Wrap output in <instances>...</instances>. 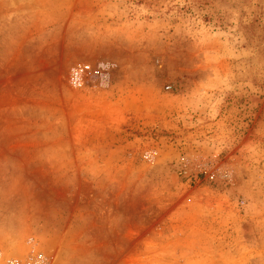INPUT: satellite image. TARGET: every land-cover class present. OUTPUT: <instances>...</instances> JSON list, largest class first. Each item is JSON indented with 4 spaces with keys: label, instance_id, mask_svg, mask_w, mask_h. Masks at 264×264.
Segmentation results:
<instances>
[{
    "label": "rangeland",
    "instance_id": "374dc122",
    "mask_svg": "<svg viewBox=\"0 0 264 264\" xmlns=\"http://www.w3.org/2000/svg\"><path fill=\"white\" fill-rule=\"evenodd\" d=\"M30 237L264 264V0H0V247Z\"/></svg>",
    "mask_w": 264,
    "mask_h": 264
},
{
    "label": "built area",
    "instance_id": "2783aa9c",
    "mask_svg": "<svg viewBox=\"0 0 264 264\" xmlns=\"http://www.w3.org/2000/svg\"><path fill=\"white\" fill-rule=\"evenodd\" d=\"M88 65L79 66L71 70L70 83L81 87L84 83L85 73H89ZM0 264H48V258L40 250L38 243L33 237L26 240V251L23 254H6L0 247Z\"/></svg>",
    "mask_w": 264,
    "mask_h": 264
}]
</instances>
